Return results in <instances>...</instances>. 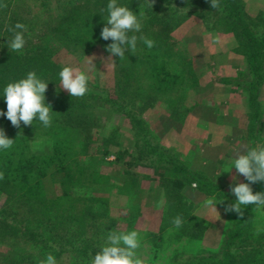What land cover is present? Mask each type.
I'll use <instances>...</instances> for the list:
<instances>
[{
    "label": "trees",
    "instance_id": "obj_1",
    "mask_svg": "<svg viewBox=\"0 0 264 264\" xmlns=\"http://www.w3.org/2000/svg\"><path fill=\"white\" fill-rule=\"evenodd\" d=\"M54 1L63 5L64 15L54 14L50 11L49 0H41L39 18L29 15V12L27 18V8L26 6L21 8V0H0V5H6L0 7V112L7 110L3 97L6 85L25 78L30 71H35L40 79L48 82L46 90L48 97L45 103L50 104L53 111L50 127H44L36 119L32 125L24 126L21 122L20 127L16 128L5 116H0V129L7 131L5 135L8 138L14 139L11 149L0 150V172L4 176L0 179V194L5 197L4 206L0 207V234L10 243L11 238L16 240L13 246L11 245V251L0 256V264H40L46 260L48 254L57 259L64 253L71 256L69 264H91L92 258L100 252V248L107 246L109 232H121L117 228V221L108 214L106 197L96 193L93 196L79 194L86 187L92 186L98 188L95 191L104 186H107L108 190L116 188L114 184H112L114 187L110 184L108 176L89 172L80 164V156L86 155L90 149L89 126L93 120L90 114L92 91L81 98L70 95L57 98L51 94L50 87L53 80H58L60 72L53 60V51L49 43L52 39L62 43L66 48L77 46L84 52H88L96 45L107 51V46L112 41L102 39L100 33L103 27H110L106 25L109 0ZM150 2L152 7L149 6L148 0L117 2L119 6L129 7L138 16L143 25L139 33L146 34L141 37L155 42L151 52L138 37L134 53L126 51L123 58L113 56L115 63L120 65L118 69L123 84L121 104L117 106L120 113L124 110L122 105H126L125 99L130 103L140 100L141 97H146L145 91L158 93L161 91L160 95L166 96L163 98L166 99L168 106L170 97H175V112L179 106L183 107L184 95L191 88L193 78L183 57L176 53V59H173L172 45L168 43L166 34L188 17L189 14H184L181 9H193L191 13L198 17L205 15L198 13V9L201 11L213 9L210 5L205 6L203 0L175 2L150 0ZM164 3L168 4L166 10L160 6ZM219 3L227 10V17L232 23L231 32L236 40L234 53L243 58L246 67V71L239 73L237 78L242 79V87L247 93V132L253 140L251 136L255 131L259 134L256 127L263 118L259 88L264 78V13L259 12L255 18H251L246 13L242 0H219ZM198 4L202 6L195 10ZM34 21L38 22L45 31V36H48L46 46L44 42L30 46L27 44L29 35L24 34L26 41L24 48L19 52L13 51L7 43L13 38L14 33L8 29L17 23L24 26L33 25ZM154 27H157V31L153 30ZM153 32L154 37L150 36ZM174 87L176 91H172ZM108 103H112V99L108 100ZM124 115L128 117L130 124L147 126L138 116H130L128 112ZM31 135L48 142L51 151L48 154H31L29 150ZM143 135L147 134H141V139ZM139 154L136 157L139 158ZM175 170L177 171L176 168ZM49 174L57 180L61 190L53 198L45 195L44 191ZM197 175L187 173V176L171 180L160 176V186L165 192L166 209L160 220L158 233L163 232L165 237L158 239V235L148 234L149 238H146L148 262L264 264V215L259 217L258 213L264 208L255 205L241 206L242 216L236 212H226L228 218L219 247L215 249L201 247L208 225L202 220H193L192 204L181 192L185 185L193 182L198 183V190H203L200 177ZM125 183L126 180L123 184ZM250 187L253 194L264 193V182L253 183ZM129 189L121 190L119 193H129ZM102 191L104 190L100 192ZM129 194L128 197L131 196ZM217 195L224 200L225 207L234 203L226 194L221 196L217 192ZM18 207L21 210L19 216L23 218H18V225L13 228L14 234L11 235L9 229L3 230L10 222L18 221L13 220L18 217ZM127 211L133 213L134 217L138 212L136 207L130 204H127ZM176 216H180L184 221L179 229L172 223ZM127 227L125 230L128 231H122L123 233L131 232L130 220H127Z\"/></svg>",
    "mask_w": 264,
    "mask_h": 264
},
{
    "label": "rangeland",
    "instance_id": "obj_2",
    "mask_svg": "<svg viewBox=\"0 0 264 264\" xmlns=\"http://www.w3.org/2000/svg\"><path fill=\"white\" fill-rule=\"evenodd\" d=\"M122 1L124 0H117L118 3ZM242 1L246 13L251 18H255L259 12L264 13V0ZM40 2L41 0H21V8H27V18L30 14L39 18L42 9ZM203 3L205 6L210 5L208 0H203ZM49 6L54 14L64 15L63 5L49 0ZM160 6L166 10L168 4ZM199 6L202 4H198L194 9L197 10ZM181 10L184 14L188 13V17L175 29L167 32L166 38L172 45L173 59H176V53L183 57L193 79L191 88L184 95L183 107L179 106L177 112L175 97H170L168 106L165 102L166 96L163 95V98L160 95L161 91H145L146 97H141L142 100L130 103L125 99L126 105H122L124 110L120 113L117 106L121 104L123 84L119 73L120 65H113V56L100 45L84 52L77 46L66 48L56 40L49 41L57 68L60 71L65 66L80 68L88 76V87L92 91L90 149L86 155L80 156V164L89 172L108 176L110 184L116 186L109 190L104 186L98 191H95L97 187H86L79 194L93 196L96 193L106 197L108 214L117 221V228L121 232L128 231L125 228H128L127 220H130V231L135 230L139 234L141 247L137 250V256L144 260V264H151L146 253L148 234H156L158 239L165 237L163 232L158 233L160 220L166 209L160 176L171 180L187 176V173L198 174L203 190H198V183L193 182L185 185L186 191L182 194L192 204L193 220H202L208 225L201 247L215 249L219 247L228 218L224 200L217 192L221 196L226 194L228 199L235 202L236 197L231 192V187L246 183V179L232 168L236 155L243 154L257 145H264V78L259 88L263 118L257 123L258 126L256 125L259 134L255 131L251 140L247 132V93L242 87V79L237 78L239 73L246 71V67L243 58L234 53L236 40L231 32L232 23L227 17V10L222 5L219 10L198 9V13L205 14L202 17L193 15V9ZM156 28L153 30L157 31ZM25 29L24 34L29 35L27 44L32 46L44 42L46 46L48 36H45V31L38 22L25 25ZM131 35L146 36L139 32H130L129 36ZM150 36L154 37V32ZM87 57H95L93 63L96 69H89ZM53 81L50 86L51 94L57 98L70 95L60 86L59 75L58 80ZM90 91L87 94H90ZM172 91H176V87ZM45 97H48L47 93ZM110 99L112 103H108ZM126 112L130 116L143 119L147 126L130 124L128 117L124 115ZM145 133L147 135H143L141 139L140 135ZM29 145V150L34 155L48 154L51 151L48 142L33 135ZM136 152L140 153L139 158L136 157ZM151 154L153 156H149ZM125 180L126 183L123 184ZM56 181L51 174L46 178L44 191L48 197L53 198L61 191ZM128 189L130 194L119 193ZM101 190L104 191L100 192ZM128 194L131 196L128 197ZM210 198L218 202L222 200L216 205L217 212L205 207ZM4 201L5 197L0 194L2 208ZM127 204L136 207L138 212L135 217L127 211ZM19 209L18 207L17 219H13L18 221L10 222L3 231L9 229L11 235L14 234L13 228L18 225V218H23L19 216ZM158 211L159 218L156 217ZM258 213L259 217L263 216L264 209ZM1 238L4 236L0 234V256H4L6 252L11 251V245L13 246L16 240L11 238L10 243L9 240ZM70 258V255L64 253L60 254L56 261L57 264H69Z\"/></svg>",
    "mask_w": 264,
    "mask_h": 264
},
{
    "label": "clouds",
    "instance_id": "obj_3",
    "mask_svg": "<svg viewBox=\"0 0 264 264\" xmlns=\"http://www.w3.org/2000/svg\"><path fill=\"white\" fill-rule=\"evenodd\" d=\"M148 3L152 7L150 0H148ZM210 6L219 10V0H210ZM0 7H6V5H0ZM107 10L106 25H110V27H103L100 33L102 39L106 41L111 39L112 41L107 46V51L111 56L119 58H123L126 51L134 53L138 37L136 35L129 36V33L141 31L140 19L129 7L119 6L117 0H109ZM8 30L14 33L13 38L7 43L8 46L13 51H21L26 43L24 38L25 26L17 23ZM139 39L143 40L149 49L155 45L153 40L146 37H140ZM87 58L89 69H96L93 63L95 57ZM114 63L113 61V65ZM59 77L60 86L72 97L81 98L90 91L88 76L78 67H63L59 72ZM47 85L48 82L40 79L35 71L28 72L26 77L19 81L8 83L4 88L3 95L7 110L6 112H0V116H5L11 122V125L16 128L20 127L21 122L24 126L32 125L36 119L44 127H50L53 111L51 105L45 103ZM13 144L14 139L8 138L4 130L0 129V150L11 149ZM233 164L232 168H235L236 172L242 175L248 183H238L231 187L230 190L235 195L236 200L225 208V212H236L242 216L243 208L241 206L255 205L264 208V193L257 192L253 194L250 187L253 183L264 182V145H257L243 154L238 153ZM3 178V173L0 172V179ZM219 202L214 198H210L206 201L205 206L216 211V205ZM183 222L180 216H176L172 221L177 229L182 227ZM140 247L139 234L135 230L127 233L109 232L107 246L100 248L101 251L92 258L91 264H144V260L137 256V250ZM40 264H57V261L52 254H48L46 260L41 261Z\"/></svg>",
    "mask_w": 264,
    "mask_h": 264
},
{
    "label": "crops",
    "instance_id": "obj_4",
    "mask_svg": "<svg viewBox=\"0 0 264 264\" xmlns=\"http://www.w3.org/2000/svg\"><path fill=\"white\" fill-rule=\"evenodd\" d=\"M188 187H189V186H188ZM188 190L191 192L190 188H189ZM185 191H186V189H185V187H184V188L182 189L181 192H182V193H185ZM196 191H197V190H196ZM160 202H161V201H160ZM158 204H159V203H158ZM199 206H200V205H199ZM205 207H206V206H205ZM207 208H208V207H207ZM211 213H213L212 210H211ZM159 215H160V213H159V211H158V214L156 215V217L159 218Z\"/></svg>",
    "mask_w": 264,
    "mask_h": 264
}]
</instances>
